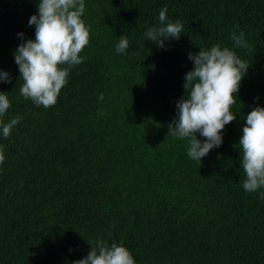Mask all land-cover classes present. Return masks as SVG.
Here are the masks:
<instances>
[{
  "label": "trees",
  "instance_id": "16d2710c",
  "mask_svg": "<svg viewBox=\"0 0 264 264\" xmlns=\"http://www.w3.org/2000/svg\"><path fill=\"white\" fill-rule=\"evenodd\" d=\"M38 2L0 0V70L12 80L0 83L3 121L22 117L7 139L0 128V264H73L97 239L125 246L135 264H264V188L243 189L238 145L246 115L264 107V0H85L84 61L48 109L20 95L14 56L35 40ZM164 8L184 31L161 49L144 33ZM234 31L251 51L234 47ZM216 44L250 67L236 120L199 163L168 125L187 98L189 54Z\"/></svg>",
  "mask_w": 264,
  "mask_h": 264
},
{
  "label": "clouds",
  "instance_id": "9594fccd",
  "mask_svg": "<svg viewBox=\"0 0 264 264\" xmlns=\"http://www.w3.org/2000/svg\"><path fill=\"white\" fill-rule=\"evenodd\" d=\"M86 11L85 0H39L38 14L32 15L29 26H35V40L27 39L16 49L15 62L23 83L20 95L45 109L58 102L61 89L68 83L71 68L83 63L80 55L90 43V26L82 19ZM167 8L159 13V26L149 28L144 36L165 48V40L179 39L184 31L180 21L167 18ZM239 27L238 25L236 26ZM23 38L24 33L18 34ZM234 31L231 40L234 47L251 51L244 39ZM128 39L121 35L116 44L117 53L126 54ZM193 69L185 75V95L176 103L177 116L168 125V136L187 140V155L200 163L213 148L223 143L225 126L236 120L231 108L237 102L241 82L247 75L250 64L242 60L229 47L213 45L190 53ZM11 76L0 70V83H11ZM103 100V94H99ZM258 99V98H257ZM11 107L7 93L0 92V128L5 139L22 120L16 117L4 123L3 117ZM197 133L206 138L203 142ZM238 145L242 150V168L246 175L243 189L255 193L264 188V107L256 106L245 119ZM6 156L0 148V165ZM264 198V192L260 193ZM91 251L73 264H135L130 251L123 245L97 239ZM71 251V250H70Z\"/></svg>",
  "mask_w": 264,
  "mask_h": 264
}]
</instances>
